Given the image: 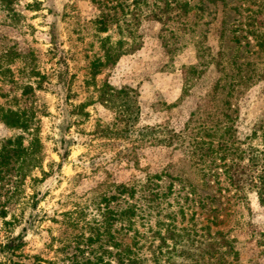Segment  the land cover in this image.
<instances>
[{"label":"rangeland","instance_id":"obj_1","mask_svg":"<svg viewBox=\"0 0 264 264\" xmlns=\"http://www.w3.org/2000/svg\"><path fill=\"white\" fill-rule=\"evenodd\" d=\"M106 85L130 108L105 102ZM263 111L264 0H0V264L101 253L104 236L88 238L103 198L148 176L173 185L159 207L140 192L109 204H137L144 264H264V205L192 153L207 126L235 159ZM217 230L235 255L210 249Z\"/></svg>","mask_w":264,"mask_h":264},{"label":"trees","instance_id":"obj_2","mask_svg":"<svg viewBox=\"0 0 264 264\" xmlns=\"http://www.w3.org/2000/svg\"><path fill=\"white\" fill-rule=\"evenodd\" d=\"M110 57V56H109ZM112 61V58H110ZM100 63V62H99ZM106 89L102 97L107 103H114L115 100H120L122 105L126 109L130 108L127 104L130 98L127 88H121L118 90L106 85ZM17 111L7 110V116L12 123L23 127V122H19ZM130 117V116H128ZM129 120V118H127ZM127 123V121H126ZM14 125V124H13ZM208 137L207 140L195 141L194 149L192 153L196 154V165H201L199 170L203 176L217 177L219 175L218 169L224 174L228 184L232 186L236 191L240 192L247 188L250 191L255 192L260 204L264 205V111L261 114L260 120L257 124L252 126L248 134V146L245 150H241L236 158H232L229 162L225 161V154L219 155L220 150L229 149L234 139L232 136L225 137L224 134L220 135L216 145L214 146V140L211 138L213 133L216 132V128L203 127ZM215 131V132H213ZM225 134H230L229 126L224 127ZM213 132V133H212ZM177 136L175 132L172 133ZM171 140V138H170ZM238 150H234L235 153ZM246 153V162L242 163L245 158L243 154ZM17 155H25L26 150L19 148L15 150ZM208 159V160H207ZM217 159L219 162H217ZM159 177V176H156ZM207 184V180L204 182ZM173 185H168L167 192H161L158 184L153 180V177L148 176L145 181L137 184H119L116 186V193L109 198H103L104 205L101 209V219L97 220L94 224V228L91 229L92 235L88 238L89 241H97L99 237L104 236V240L101 244V253L95 252L92 256H88L85 259H75L72 264H144L146 258L138 254L140 249V241L144 238V235L136 228V219L139 217L137 214V204L130 203L127 200V205L119 210H115L109 206L110 201L116 199L118 196H124L127 199H134L140 192L141 198H144L148 203H155L156 207H159L161 200L172 190ZM194 191L190 190L188 195H193ZM207 195L201 199L203 204L207 203ZM153 206V207H155ZM173 231L168 232L169 238L174 237ZM121 234L122 238L118 237ZM130 235V241L125 242L123 237ZM217 240L214 243H209L210 249L215 247L223 248L224 253H234L236 251L233 248V240L227 238L222 230L215 232ZM264 236V234H263ZM94 237V238H93ZM164 240V238H162ZM164 242V241H163ZM22 240L15 241L9 239L2 245V249L6 252L15 255V251L22 247ZM264 244V240L262 242ZM214 246H213V245ZM212 245V246H211ZM9 261L15 264L16 261L12 258H6L4 261ZM33 264V263H32ZM49 264H54L49 262Z\"/></svg>","mask_w":264,"mask_h":264}]
</instances>
